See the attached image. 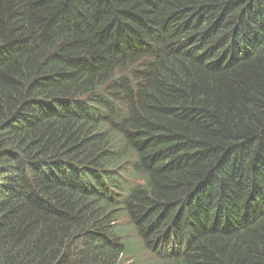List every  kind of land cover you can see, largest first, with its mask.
Masks as SVG:
<instances>
[{
	"label": "trees",
	"instance_id": "16d2710c",
	"mask_svg": "<svg viewBox=\"0 0 264 264\" xmlns=\"http://www.w3.org/2000/svg\"><path fill=\"white\" fill-rule=\"evenodd\" d=\"M264 264V0H0V264Z\"/></svg>",
	"mask_w": 264,
	"mask_h": 264
},
{
	"label": "rangeland",
	"instance_id": "374dc122",
	"mask_svg": "<svg viewBox=\"0 0 264 264\" xmlns=\"http://www.w3.org/2000/svg\"><path fill=\"white\" fill-rule=\"evenodd\" d=\"M125 264H129V263L127 262V263H125Z\"/></svg>",
	"mask_w": 264,
	"mask_h": 264
}]
</instances>
